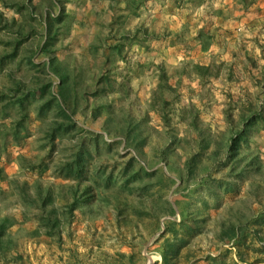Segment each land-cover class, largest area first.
Wrapping results in <instances>:
<instances>
[{
    "label": "rangeland",
    "instance_id": "obj_1",
    "mask_svg": "<svg viewBox=\"0 0 264 264\" xmlns=\"http://www.w3.org/2000/svg\"><path fill=\"white\" fill-rule=\"evenodd\" d=\"M81 1L0 0V15L9 27L0 33V97L9 92L11 100H0V221H14L6 232L13 245L5 261L0 254V264H162L160 247L170 236L164 233L166 226L182 221L197 233L187 236L189 243L173 264H264V241L254 233L259 227L249 222L264 211V120L254 122L242 145L244 161L224 162L225 146L242 130L243 120L264 112V65L255 59L264 58V38L248 50L246 37L238 41V52H247L256 64L255 74L247 76L241 68L223 71L222 81L237 85L200 96L205 99L194 98L187 88H135L132 76L125 83L111 72L103 88L91 83L87 88L69 65L72 42L104 39L105 27L95 24L100 14L84 10ZM20 39L24 44L18 55L30 54L37 65L16 70L19 57L5 67L4 55ZM53 57L61 60L53 62L58 69L49 65ZM43 87L44 97L26 100L24 111L14 101ZM66 93L71 121L58 115L52 96L64 99ZM50 100L51 108L42 116L40 108ZM207 104L216 108L207 109ZM59 124L64 127L52 139ZM129 135L137 137L132 144ZM82 148L91 154L83 179H66L61 168ZM196 154L184 184L187 162ZM253 155L259 163L249 168ZM38 183L55 198L47 210L60 212L59 235L35 233V203H26L25 195L34 198ZM230 186L234 191L226 192ZM87 187L90 201L70 215L68 206ZM229 224L247 227L245 244L220 240Z\"/></svg>",
    "mask_w": 264,
    "mask_h": 264
},
{
    "label": "crops",
    "instance_id": "obj_2",
    "mask_svg": "<svg viewBox=\"0 0 264 264\" xmlns=\"http://www.w3.org/2000/svg\"><path fill=\"white\" fill-rule=\"evenodd\" d=\"M80 4L87 12L100 14L95 24L105 27L104 39L100 36L91 42L86 40V44L72 42L75 49L69 65L85 80L87 88L90 83L103 88L104 77L111 72L125 83L132 76L135 88H168L169 92L187 88L194 98L205 99L200 96L237 85L228 79L223 82V71L241 68L247 76L255 74L256 64L247 52H238V41L246 37L243 41L248 50L264 38L263 34L254 35L256 30L264 31V0H106L102 8H97L98 0H82ZM78 29L75 26V32ZM18 58L16 70L36 64L30 54L17 52L15 57H8L5 67ZM255 59L264 65V58ZM53 62L59 64L61 60L53 57ZM226 76L231 78L229 73ZM209 101L213 103L211 98ZM205 107L216 108L211 104Z\"/></svg>",
    "mask_w": 264,
    "mask_h": 264
},
{
    "label": "trees",
    "instance_id": "obj_3",
    "mask_svg": "<svg viewBox=\"0 0 264 264\" xmlns=\"http://www.w3.org/2000/svg\"><path fill=\"white\" fill-rule=\"evenodd\" d=\"M8 25L6 23H3V15H0V30H6L8 29ZM22 40L20 39L19 41L17 40V43L15 44V48L12 51L13 53L11 55L5 54L4 57H15L18 52V48L22 45ZM31 59V55H30ZM49 65L55 69L53 66V59L51 62H49ZM4 68V66H1V70ZM0 70V71H1ZM66 77H68L66 75ZM20 88L18 87V90ZM47 88H40L38 90L36 89H31L29 93L21 96V98H15L14 101L20 106V109L22 111L25 110L26 106V100H31V98L34 99H42L44 97V94L46 92ZM40 95H37L38 93ZM9 92L2 97H0V100H6L9 99L8 97ZM42 98H41V97ZM53 100L57 101L56 102V108L58 109V115L59 116H64L66 119L69 121L72 120L71 115L67 112V106L70 105V96L69 94L66 93L64 96V99H58L57 96L53 95ZM10 100V99H9ZM11 101V100H10ZM51 103L52 101L50 100L49 102L46 103V105H42L40 108L41 115L43 116L44 114L46 115V112L49 111L51 108ZM264 107V106H263ZM6 107H4L5 109ZM264 113V112H263ZM263 113H253V116L250 117L246 122L244 121V125L242 127V130L239 132H235L234 135H232L229 139V142L226 144V159L225 163L226 164H237L240 165L242 161H244L243 157V151H242V145L245 141H247V136L250 130L254 127V122L257 121V119H262L264 120V114ZM26 113L23 114V118H25ZM22 121L17 123V125L20 127L22 125ZM64 127V124H59L58 129L54 131V133L51 135L52 139L55 137V133L61 131V129ZM69 129V127H68ZM65 131V130H64ZM128 139H131V144L137 137L133 139L132 135L128 136ZM90 152L82 148L80 152H78L74 159L72 161L67 162L60 170V173L62 176H64L66 179H72V180H77L78 182L83 179L84 176V167L86 163V158L87 156H90ZM258 157V156H257ZM256 156H251L250 161L247 163V167L251 168L256 165L258 158ZM199 158V155L196 154L194 155L190 161L187 162V168L189 171H187V176L185 180L183 179V183L186 184L185 182L189 183V180L192 175L191 171V166L193 162H196ZM246 160V159H245ZM258 165V164H257ZM260 167V166H259ZM259 169V168H258ZM146 171V168H144ZM1 172V171H0ZM0 178L2 176L0 175ZM130 183V180H126V186ZM129 186H127L128 188ZM210 187V186H209ZM219 188H223V185H220ZM211 189V188H209ZM36 191L37 193L35 194L34 198H30L27 195H25V200L26 203H29V205H34L35 203V208H36V214H35V220L37 222L35 229V233L40 234L43 233L47 237H51L54 234L59 235L60 231V226L62 222V218L60 215V212L57 208H50L47 210V207L53 206L54 205V196L51 192V189L48 187H43L41 184H36ZM89 191L90 188L87 187L84 192L81 194L82 198L81 199H75L73 203L68 206V212L70 215L74 214V211L80 209V204H86L87 202L90 201L88 198L89 196ZM131 191V190H130ZM212 192V190H210ZM209 193L211 194V192ZM234 189L230 186L227 188L226 192H233ZM30 198V199H29ZM218 198V196H217ZM81 200V201H80ZM172 213L174 212V209L172 208ZM184 220V219H183ZM196 220V219H195ZM194 220V221H195ZM199 221V220H198ZM252 224H255L259 228L255 230V235L258 236L259 240L264 241V236H259L260 232L264 234V211L259 212L256 216L253 217L251 221H249ZM14 221L11 220L10 217L4 218L2 221H0V254L3 256V259L1 261H5L6 259L4 258L6 256V252L11 249L12 247V240L7 237V228L9 226H13ZM247 227H242L237 224H229L227 226H224V229L222 231V234L220 236V240L222 242L230 243L231 245H240V244H245L244 238L247 237L248 233L246 231ZM195 231V230H194ZM193 231V227L188 226L184 221H182L180 224H176L175 222H169L166 226V229L164 231L165 235H170L168 238H166L163 242V244L160 247V256L162 258V264H173L172 260L176 259L179 257L181 254V250L186 247V245L189 243L188 242V237H192L195 233ZM164 238V237H163ZM264 252V250H262ZM239 259L241 262L246 263V256L242 252L237 253ZM212 259V258H211ZM213 260V259H212ZM215 261V259L213 260Z\"/></svg>",
    "mask_w": 264,
    "mask_h": 264
}]
</instances>
